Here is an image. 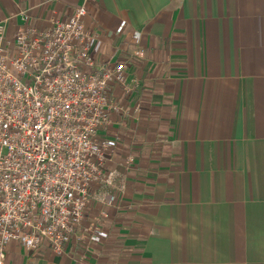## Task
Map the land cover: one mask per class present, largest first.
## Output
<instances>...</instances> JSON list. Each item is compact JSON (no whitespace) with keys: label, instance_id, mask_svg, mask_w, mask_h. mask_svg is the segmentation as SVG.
I'll return each instance as SVG.
<instances>
[{"label":"crops","instance_id":"1","mask_svg":"<svg viewBox=\"0 0 264 264\" xmlns=\"http://www.w3.org/2000/svg\"><path fill=\"white\" fill-rule=\"evenodd\" d=\"M82 4L91 56L128 65L103 132L126 189L91 199L62 254L13 242L5 264H264V0H0V22Z\"/></svg>","mask_w":264,"mask_h":264},{"label":"built area","instance_id":"2","mask_svg":"<svg viewBox=\"0 0 264 264\" xmlns=\"http://www.w3.org/2000/svg\"><path fill=\"white\" fill-rule=\"evenodd\" d=\"M87 15L82 4L40 26L23 14L13 36L0 22V264L13 242L62 254L69 238H84L91 199L114 207L111 192L126 189L124 175L107 169L103 132L123 113L111 89L126 84L128 65L91 56Z\"/></svg>","mask_w":264,"mask_h":264},{"label":"rangeland","instance_id":"3","mask_svg":"<svg viewBox=\"0 0 264 264\" xmlns=\"http://www.w3.org/2000/svg\"><path fill=\"white\" fill-rule=\"evenodd\" d=\"M107 169H109L108 167H107ZM109 170H111V169H109ZM99 204V203H98ZM100 206H103L102 208L104 209L105 208V205L104 204H100Z\"/></svg>","mask_w":264,"mask_h":264}]
</instances>
